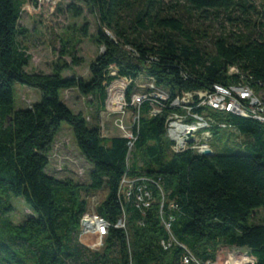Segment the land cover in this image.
<instances>
[{"label":"trees","instance_id":"trees-1","mask_svg":"<svg viewBox=\"0 0 264 264\" xmlns=\"http://www.w3.org/2000/svg\"><path fill=\"white\" fill-rule=\"evenodd\" d=\"M74 2L67 12L80 18V5L87 8L97 23L93 42L103 48L89 66L88 80L62 79L70 69L64 63L54 64L51 74L27 73L31 57L23 45L26 30L18 23L25 0H0V264H183L184 251H164L160 245L169 237L162 220L202 263H214L218 251L228 248L245 250L250 264H264V122L209 111L215 121L229 126L214 127L212 141L215 135L236 133L245 139L235 142L244 152L226 147L211 157L173 153L165 136V120L173 110L150 117L151 107L144 102L131 108L139 118L129 150L127 139H102L99 125H89L59 95L73 89L96 95L103 110L107 89L116 80L131 81L126 91L130 103L135 83L145 77L166 90L170 101L213 85L242 83L264 98V6L257 11L252 0ZM183 11L202 25L225 20L238 28L212 37L208 50L202 42L211 37L205 29L191 28ZM79 31L89 37L87 27ZM79 62L74 58L71 65ZM232 67L240 75H228ZM16 84L39 91L40 102L14 110ZM195 106L196 101L182 105ZM63 122L92 167L86 184L47 173ZM124 175L137 180L128 199L119 194ZM139 188L151 193L148 208L138 206ZM103 189L107 196L96 213L110 227L102 250L92 252L79 243L80 221L89 198ZM12 198L22 200L31 212L20 224L10 218ZM258 214L262 217L256 222ZM123 217L125 230L114 228Z\"/></svg>","mask_w":264,"mask_h":264},{"label":"rangeland","instance_id":"rangeland-1","mask_svg":"<svg viewBox=\"0 0 264 264\" xmlns=\"http://www.w3.org/2000/svg\"><path fill=\"white\" fill-rule=\"evenodd\" d=\"M169 3L170 0H164ZM252 5L257 11H263L264 0H252ZM70 4H76L74 0H25L22 7L19 26L26 30V38L23 45L31 57L25 71L29 74L41 72L51 74L52 67L56 63L66 64L69 70L61 74L62 79L71 77L89 79V66L95 58L103 52V48L98 47L92 37L97 32L95 18L88 12L87 8L80 5L83 15L75 18L67 12ZM184 13V11H183ZM185 20L190 21L189 26L196 29H205L211 38L202 42L208 50L211 49L212 37L220 33L236 32L238 27H231L225 20L218 22L205 21L202 25L199 21L192 20L187 14H181ZM255 20V16L252 18ZM200 24V25H199ZM82 27H87V38L82 37L79 31ZM242 32L246 33L245 28L240 26ZM80 60L79 65H71L72 59ZM115 75L116 71H110ZM117 74V73H116ZM149 82L145 77H140L136 84L137 92H141L145 83ZM130 84L124 79H118L107 90V100L102 109L99 108V101L96 95L84 96L77 90L60 92V99L73 112L81 113L89 125L98 124L101 130L102 139L111 137L126 136L133 122V112L131 107H127L126 91ZM114 87V92L110 93ZM158 88V87H156ZM161 89V88H159ZM135 93V92H134ZM151 94H160L158 90H152ZM133 97V96H132ZM114 98V99H112ZM14 110H26L33 104L39 103L41 94L39 91L21 86L13 87ZM114 101V104H113ZM120 102V103H119ZM182 105H189L192 101H183ZM119 103V104H118ZM236 135V138H235ZM245 139L234 133L229 137L225 133L214 136L210 148L213 154L225 152V148L234 149L235 152H244L236 143H243ZM236 142V143H235ZM49 166L47 173L57 179H72L79 184L88 182V173L92 169L80 155L74 140L73 132L66 123H61L60 129L54 139L52 149L49 153ZM107 196L106 189L94 194L89 198L88 210L94 212L96 207ZM13 212L10 218L14 224L22 223L31 212L27 209L22 200L12 198ZM262 217L258 214L256 222ZM102 248L100 249V251ZM244 253L233 251L232 249L222 248L218 251L216 261L213 264H240L244 262Z\"/></svg>","mask_w":264,"mask_h":264},{"label":"built area","instance_id":"built-area-1","mask_svg":"<svg viewBox=\"0 0 264 264\" xmlns=\"http://www.w3.org/2000/svg\"><path fill=\"white\" fill-rule=\"evenodd\" d=\"M113 70L116 71L115 68H110V71ZM111 74L112 73H110V75ZM114 74L115 75L111 76H116V73ZM228 75L237 76L240 75V73L236 68L232 67L229 69ZM124 80L127 83H131V81L127 79ZM151 87H157L153 80H151V82H146L145 86L141 87L143 88L141 92H137L138 90L136 89L135 93L131 95L130 103H127L126 106L138 108L144 102H148L151 107L149 111L150 117L161 115L166 109L169 111L173 110L167 115V118L165 120V136L171 144L170 149L173 153L192 151L198 155H201L203 151H197V144H207V150H211V141H209L207 136H205L204 134L201 133L200 135H184V122H195L203 116H209L208 111L203 109V101L205 100L216 101L219 104H223V106L225 107H234V114L229 115L247 119L246 110L255 109L258 110L259 113H262V119H264L263 95L261 93L256 94L253 89L245 83L230 85L227 87L221 85H213L209 89L190 93H182L183 101H196V108H182V102H176V98L170 101V95L166 94V90L162 88L161 94H151ZM198 109H201V112H195ZM176 110H181L182 112ZM133 116L134 118L132 126L130 127L129 131L126 132V136H121L122 138L129 141V150L132 149L133 141L135 140L132 129L139 118L138 114L133 113ZM258 122L261 123V121ZM210 125L224 130L229 128L228 125L215 121L211 116ZM175 135H182V142H175ZM188 138H191L192 141L189 142ZM136 182L137 180H130L126 175H124L123 185H120L119 194L124 197V199H128ZM151 198L152 196L149 191L144 188L138 189V195L136 198L138 206L141 205L143 208H148L150 206ZM162 224L169 236L167 241L160 242V245L164 251H167L172 247H178L179 249L184 251L183 264H213L209 261L202 263L200 260L196 259L184 245L180 244L173 237L170 232V223L162 220ZM109 227L110 224L96 213V209L92 213H90L88 210L83 215L80 221L78 234L79 243L92 252H99L100 249L103 248L104 240L108 235ZM114 228L125 230L124 217L117 222ZM232 250L236 252L245 251L238 249ZM251 262L252 261H244L240 264H250Z\"/></svg>","mask_w":264,"mask_h":264},{"label":"bare ground","instance_id":"bare-ground-1","mask_svg":"<svg viewBox=\"0 0 264 264\" xmlns=\"http://www.w3.org/2000/svg\"><path fill=\"white\" fill-rule=\"evenodd\" d=\"M147 81L151 82L152 79H146ZM152 90H158V92L161 94V89L156 87H151ZM166 94L168 92L166 91ZM178 102V100H176ZM182 108H196L195 107H182ZM203 109L206 111H210L217 114H234V107H225L223 104H219L216 101L213 100H205L203 101ZM246 117L252 118L261 122H264V119H262V113H259L258 110L255 109H247L246 110ZM214 126L210 125V116H203L198 119V121H186L184 122V135H200L201 133L207 136L208 140L212 141V129ZM216 129V128H214ZM213 129V130H214ZM224 130V129H221ZM175 142H182V135H175ZM207 150V144H197V151H205ZM121 185H123V179L121 182ZM243 253L245 251H242ZM184 258V255H183ZM244 261H248V259L245 257V253L243 256ZM235 263V262H234ZM231 263V264H234Z\"/></svg>","mask_w":264,"mask_h":264},{"label":"water","instance_id":"water-1","mask_svg":"<svg viewBox=\"0 0 264 264\" xmlns=\"http://www.w3.org/2000/svg\"><path fill=\"white\" fill-rule=\"evenodd\" d=\"M188 141L191 142L192 139H191V138H188ZM213 155H214V154L212 153L211 150H205V151H203L202 154H201V156H203V157H211V156H213Z\"/></svg>","mask_w":264,"mask_h":264}]
</instances>
